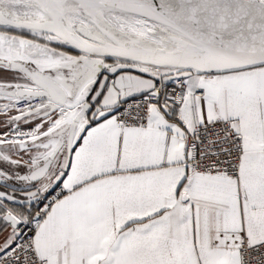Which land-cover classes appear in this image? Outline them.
<instances>
[{
	"label": "snow or ice",
	"instance_id": "1",
	"mask_svg": "<svg viewBox=\"0 0 264 264\" xmlns=\"http://www.w3.org/2000/svg\"><path fill=\"white\" fill-rule=\"evenodd\" d=\"M0 264H264V0H0Z\"/></svg>",
	"mask_w": 264,
	"mask_h": 264
}]
</instances>
